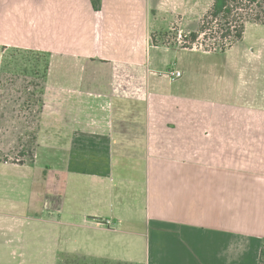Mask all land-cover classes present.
Here are the masks:
<instances>
[{
  "label": "crops",
  "instance_id": "crops-1",
  "mask_svg": "<svg viewBox=\"0 0 264 264\" xmlns=\"http://www.w3.org/2000/svg\"><path fill=\"white\" fill-rule=\"evenodd\" d=\"M188 1L0 0V52L50 54L33 154L0 161V263L40 226L54 258L260 263L264 24L224 51L162 43V6Z\"/></svg>",
  "mask_w": 264,
  "mask_h": 264
},
{
  "label": "rangeland",
  "instance_id": "rangeland-1",
  "mask_svg": "<svg viewBox=\"0 0 264 264\" xmlns=\"http://www.w3.org/2000/svg\"><path fill=\"white\" fill-rule=\"evenodd\" d=\"M211 1L189 0L188 4L181 2L177 8L176 18L171 14L172 9L169 4L162 6V27L169 29L173 22L176 21L177 24L171 30L162 33L160 41L180 47L215 51L214 48H217V43L221 41L219 38L221 33L216 22L211 25L202 24L205 13L195 22L189 23V20H194L196 15H200ZM240 7L238 14L233 18L235 24H241L257 15L264 20V0H259L258 5L242 0ZM203 26L206 28L204 29L205 34L201 33ZM192 34L198 36L195 43L192 41ZM0 53V58H2L0 68V161L24 162L30 160L29 156L33 153L34 137L42 107V94L45 86L43 77L47 58L45 55L39 56L28 49L17 47H4ZM39 233V249L30 252L32 255L11 256L9 254L0 264H113L110 261L78 255L54 258L45 251L48 236L46 227L40 226ZM135 253L133 258L141 260L140 248Z\"/></svg>",
  "mask_w": 264,
  "mask_h": 264
},
{
  "label": "trees",
  "instance_id": "trees-1",
  "mask_svg": "<svg viewBox=\"0 0 264 264\" xmlns=\"http://www.w3.org/2000/svg\"><path fill=\"white\" fill-rule=\"evenodd\" d=\"M240 1L242 0H215L212 8L204 15L202 19V24H213L216 22V24L219 27L221 36L220 42L217 43V48H214L215 51H224L226 48L231 46L234 43H237L242 40L243 34L245 31V25L247 22L252 21L255 23L259 24H264V20L262 19L261 16L257 15L253 19H248L241 24H235V21L233 18H235V15L238 14V10L241 8L240 7ZM250 4H259V0H247ZM92 7L95 11H100L102 8V0H91ZM233 4H236L233 6ZM206 29L205 26H203V29L201 30V33L205 34L204 32ZM198 39V36L195 34H192V41L195 43ZM217 39V38H216ZM184 48H189L187 46H184ZM192 48V47H191ZM219 48V49H218ZM33 53H36L37 55H45L47 58V62L45 65V70H44V84L45 80L47 78V74L49 71V59H50V54L46 52H41V51H34V50H28ZM45 90V86H44ZM44 95V91L42 94V98ZM43 103V100H42ZM33 154V153H32ZM104 262V261H102ZM113 264H126V263H114ZM259 264H264V246L261 251V257H260V263Z\"/></svg>",
  "mask_w": 264,
  "mask_h": 264
},
{
  "label": "built area",
  "instance_id": "built-area-1",
  "mask_svg": "<svg viewBox=\"0 0 264 264\" xmlns=\"http://www.w3.org/2000/svg\"><path fill=\"white\" fill-rule=\"evenodd\" d=\"M166 75L171 80H177V79H180L183 74L181 71H178V70H169Z\"/></svg>",
  "mask_w": 264,
  "mask_h": 264
}]
</instances>
